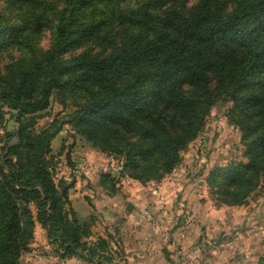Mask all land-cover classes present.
Segmentation results:
<instances>
[{"label": "trees", "instance_id": "16d2710c", "mask_svg": "<svg viewBox=\"0 0 264 264\" xmlns=\"http://www.w3.org/2000/svg\"><path fill=\"white\" fill-rule=\"evenodd\" d=\"M53 99L63 110L40 127ZM224 104L245 161L204 182L242 207L264 177V0H0V264H22L36 224L60 259L110 248V233L88 241L97 216L80 219L75 183L56 179L52 143L65 127L71 170L82 145L116 160L122 178L160 184ZM99 186L119 192L107 174Z\"/></svg>", "mask_w": 264, "mask_h": 264}, {"label": "rangeland", "instance_id": "374dc122", "mask_svg": "<svg viewBox=\"0 0 264 264\" xmlns=\"http://www.w3.org/2000/svg\"><path fill=\"white\" fill-rule=\"evenodd\" d=\"M45 46H49L48 40L45 42ZM229 107V104H224L213 110L198 139L183 154L181 167L166 177L165 182L142 186L128 178H122L116 160H112V158L82 145H77L72 150L71 162L73 163V169L71 170V167L67 165L65 154H60L63 152L61 147L63 140L69 138L68 127H65L52 143L56 164V179L65 178L69 182L73 181L75 184L70 191V195L74 191L77 193L81 190L84 195L83 199L93 207L94 215L98 217L101 214L97 212L94 204L101 203V201L106 203L103 197H109V194L99 186L100 175H110L117 182L118 194L129 190L126 198H123L124 201L132 199L139 204L141 211L136 212L138 221L143 222L145 227L148 226V230H151L155 233V237L159 238L155 241L159 257L165 254L164 251L168 253L167 245L169 242L176 244L177 238L187 241V248H183L186 245L184 243L175 246V251L177 250L175 258L177 262L175 264H196L194 260H191V254H187L194 249L200 250L197 258L200 264L211 263L210 259L213 256L210 250L217 251L222 255L226 254L227 249H234L237 251L235 256L238 260H241L243 257L241 250L250 254L253 249H259L260 253L254 262L250 260V264H264V262L259 263L264 257V177L261 179L256 192L249 198L248 203L245 206L233 208L218 203L206 184L202 183L216 166L223 167L234 160L245 161L243 159V147L239 140V132L227 123L226 113ZM62 110L63 107L53 99L46 117L40 121V127L52 121L53 116ZM7 126L8 130L16 127L13 121L8 122ZM2 135L3 131L0 129V139H2ZM1 148L2 143L0 142V152ZM161 184H166L163 193H152L157 192ZM84 200H80V205L86 204ZM209 201L212 209L210 208L208 211H214L213 213L217 215V218L211 220L209 217L202 220L200 217L202 210H199V202L204 205L208 204ZM84 208L87 209V206H84ZM32 210L35 212V207H32ZM229 210L232 212L229 213ZM146 211L150 212V218L142 213ZM77 215L80 219L83 218L82 212L77 213ZM121 215L127 214L121 212ZM232 218H234L233 221H231ZM125 222L124 219L116 220L109 228L104 227V224L98 220L97 225L92 229L93 235L88 241L94 243L100 237L106 238L107 233L110 231L112 233V235L110 234L112 237L110 248L115 247L116 250H125L128 242H131L128 239L130 231H139L138 229L134 230L135 227L134 229H131L130 226L127 227ZM42 231L44 229L40 227L39 232L42 233ZM35 232H37L36 226ZM99 234H102V236ZM134 234H136L134 239H136L139 247L147 249L149 242L153 246V239L151 241L147 240L142 233L136 232ZM45 235L47 237L46 232ZM48 244L53 255H55L54 246L50 245L49 241ZM126 250L128 252L129 247ZM127 255L131 257L133 254L129 252ZM159 257L158 264H164ZM244 257L247 258V256ZM102 258L103 256L95 257L90 261L76 258L77 260H74L73 263L66 262L65 264H94L95 262H102ZM256 260H258V263L255 262Z\"/></svg>", "mask_w": 264, "mask_h": 264}, {"label": "crops", "instance_id": "0c3cea01", "mask_svg": "<svg viewBox=\"0 0 264 264\" xmlns=\"http://www.w3.org/2000/svg\"><path fill=\"white\" fill-rule=\"evenodd\" d=\"M163 181L165 182L166 179H164ZM202 183H205V182L202 181ZM198 184L200 185L201 182ZM165 187H166V184H161V186H159V190L157 192H152V193H156V194L161 193L162 194L163 190H165ZM128 192H129V190H126L125 192L119 193L113 197H107V196L103 197V199L106 200V203L104 201H101V203L100 202L95 203L94 207H96L97 212L99 214H101V216H98L97 218L101 223L104 224V227H109V228H110V226H112L114 224V222H116V220L124 219V220H126L125 225L127 227L130 226L131 229H134V227H135L134 230L138 229L139 231H133V230L130 231L131 233H130L128 239L131 242H128L127 246L125 243V246H126L125 250L124 249L116 250L115 247H113V248L111 247V248H109V250H107L106 252H103L101 254V255H103V258H102L103 261L102 262L101 261L95 262L94 264H107V263H112V262L116 263V264H158V261H157L158 257H159L157 255V252H158L157 249L158 248L156 249L155 241H157V239H159V238L155 237L156 236L155 233L151 232V230H148V226L145 227V224H143V222L138 221L136 212L141 211L139 209L140 208L139 204L136 203V201H134L132 199H130V200L127 199L124 201ZM205 192H206V189H205ZM138 193L142 194L140 192H138ZM83 197H84V195L82 194L81 190L79 192L77 191V193H75V191H74L70 195V201H71L72 209L76 213H79V214H80V212H82V216H83L82 219H85V218L89 217L90 215L95 214V211H94L93 207L83 199ZM80 200H84L86 202V204L83 206L80 205ZM128 203H132L134 206L132 214L128 213L126 211V206ZM210 205H211L210 201L208 204H204V205L201 202H199V210L200 209L202 210V213L200 215L202 220H204V219L206 220L209 217L211 220H212V218L213 219L217 218V215L215 213H213L214 211L213 212L208 211L211 208ZM84 206H87V209H85ZM77 207H79V208H77ZM228 208H230V207H228ZM121 212L126 213L128 216L127 215H124V216L121 215ZM231 212L232 211L229 210V213H231ZM233 220H234V218L231 219V221H233ZM136 224H138V225H136ZM40 227L41 226L39 224H36L37 232H35V234H36L35 240L31 246V251L29 253H26L23 255L22 264H65L66 262L67 263H73L74 260H77L76 258L60 259L57 256L53 255L51 249L49 248V244H48V240H47V237L45 235V232L44 231H42V233L39 232ZM136 232L140 233V234L142 233V235L145 236L146 239L149 241H151L153 239V241H154L153 246H151V242H149L147 249H145L143 247H139L138 243L136 242V239H134L135 238L134 235H136L134 233H136ZM108 233H110L112 235V233L110 231ZM38 235H39V237H37ZM99 235L102 236V234H99ZM176 240H177L176 244L172 243V242L168 243V245H167L168 253H166V251H164L165 254L161 253L162 255L159 257V259L161 260L162 263L164 262V264H175V262H177L175 260L176 254H177V250L175 251V246H179V245H181V243L182 244L184 243L186 245L183 248H187L186 246L188 245V243L186 240L178 239V238ZM128 247L130 250L127 252L126 249H128ZM129 252H132V254H133L131 257H129V255H127ZM199 252H200V250L194 249L191 252L187 253L188 255L191 254V256H190L191 260H194V262H196V264H200L198 259H197L199 256V254H198ZM236 252L237 251H235L234 249H227L226 254L221 255L217 251L210 250V253H212L211 255L213 256L210 259V261H211L210 264H250V262H251L250 260H252L254 262L255 258L260 253V250L259 249H253L252 253H250V254L246 253V251L241 250V252H243V257L241 258V260H238L237 257L235 256ZM166 255H169V256H166ZM244 256H247V258H245ZM121 259L123 261H120ZM257 261L258 260H256L255 262H257ZM130 262H132V263H130ZM191 264H193V263H191Z\"/></svg>", "mask_w": 264, "mask_h": 264}, {"label": "water", "instance_id": "95a60500", "mask_svg": "<svg viewBox=\"0 0 264 264\" xmlns=\"http://www.w3.org/2000/svg\"><path fill=\"white\" fill-rule=\"evenodd\" d=\"M133 204L132 203H128L127 204V206H126V211L128 212V213H132V211H133Z\"/></svg>", "mask_w": 264, "mask_h": 264}, {"label": "built area", "instance_id": "2783aa9c", "mask_svg": "<svg viewBox=\"0 0 264 264\" xmlns=\"http://www.w3.org/2000/svg\"><path fill=\"white\" fill-rule=\"evenodd\" d=\"M115 169V168H113ZM117 171V169H116ZM118 172V171H117ZM144 214V216H146L147 218H150V212L146 211V212H142Z\"/></svg>", "mask_w": 264, "mask_h": 264}]
</instances>
